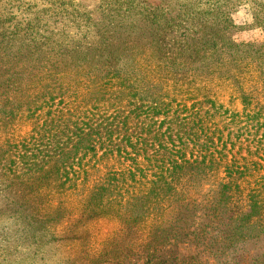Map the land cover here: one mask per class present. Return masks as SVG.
<instances>
[{
    "label": "trees",
    "instance_id": "obj_1",
    "mask_svg": "<svg viewBox=\"0 0 264 264\" xmlns=\"http://www.w3.org/2000/svg\"><path fill=\"white\" fill-rule=\"evenodd\" d=\"M263 26L264 0H98L94 16L73 0H0V196L31 212L16 220L67 250L112 212L146 249L199 247L214 186L225 242L262 238L264 44L229 35Z\"/></svg>",
    "mask_w": 264,
    "mask_h": 264
},
{
    "label": "rangeland",
    "instance_id": "obj_2",
    "mask_svg": "<svg viewBox=\"0 0 264 264\" xmlns=\"http://www.w3.org/2000/svg\"><path fill=\"white\" fill-rule=\"evenodd\" d=\"M179 1L132 0L136 7L145 11L163 7L171 12ZM73 2L82 11L95 15L98 0ZM233 19L237 26H244L248 22L244 12H238ZM229 38L237 43L264 44V26L234 32ZM28 132V127H18L14 137L21 139ZM214 190V186H209L201 191L196 209L193 233L204 236L202 246L195 247L193 236H188L180 244L160 245L155 250L146 249L142 241L126 239L125 235L129 232L121 227L112 211L89 221L80 231L83 239L74 243L70 250L57 248L53 244H46L43 234L36 227L31 229L28 221L16 220L18 215L31 214L21 206L19 197L0 196V264H264V236L248 238L232 245L225 242L228 231L220 229L227 224L229 216H219L214 210ZM6 203L7 208L4 207ZM76 203L72 202L71 208L76 207ZM150 224L148 222L139 231L151 234L153 228Z\"/></svg>",
    "mask_w": 264,
    "mask_h": 264
}]
</instances>
